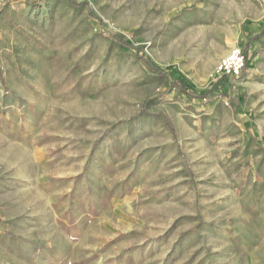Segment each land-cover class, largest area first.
<instances>
[{
	"label": "rangeland",
	"instance_id": "obj_1",
	"mask_svg": "<svg viewBox=\"0 0 264 264\" xmlns=\"http://www.w3.org/2000/svg\"><path fill=\"white\" fill-rule=\"evenodd\" d=\"M36 1L0 0V264H264V0Z\"/></svg>",
	"mask_w": 264,
	"mask_h": 264
},
{
	"label": "trees",
	"instance_id": "obj_2",
	"mask_svg": "<svg viewBox=\"0 0 264 264\" xmlns=\"http://www.w3.org/2000/svg\"><path fill=\"white\" fill-rule=\"evenodd\" d=\"M41 0H37L36 2H40ZM114 40L119 43V44H123L126 46V43L123 41V39H121L119 36H115ZM244 55V60L246 62V50L243 52ZM145 65L147 66V68L154 73L155 75L159 76V77H165L169 72L168 71H164L158 67H155L153 65H151L148 61L144 60ZM245 68V67H244ZM244 68L242 69L241 73L243 72ZM223 77V78H221ZM220 78V80H217L216 83H212L210 84V86L208 87V89L206 91L203 92H195L193 90H190L187 86L186 83H184L183 80H178L175 79L173 81V86H178L182 92L183 95H185L187 98H196V99H205L206 97H208L209 93H211V91L215 88L216 85H219L221 82H224V80L226 79L224 75H222Z\"/></svg>",
	"mask_w": 264,
	"mask_h": 264
},
{
	"label": "built area",
	"instance_id": "obj_3",
	"mask_svg": "<svg viewBox=\"0 0 264 264\" xmlns=\"http://www.w3.org/2000/svg\"><path fill=\"white\" fill-rule=\"evenodd\" d=\"M245 67L243 50L240 47L232 48L229 53L219 62L216 68L217 77L226 76L238 78Z\"/></svg>",
	"mask_w": 264,
	"mask_h": 264
},
{
	"label": "crops",
	"instance_id": "obj_4",
	"mask_svg": "<svg viewBox=\"0 0 264 264\" xmlns=\"http://www.w3.org/2000/svg\"><path fill=\"white\" fill-rule=\"evenodd\" d=\"M250 47V46H249ZM247 47V48H249ZM246 75L244 76L246 78V80L244 82H242L243 84H245L246 88H249L250 90V94H253V96L256 95L257 93V69L253 70V71H249L247 70V72L245 73ZM257 102H253L251 103V107L252 108H256ZM244 205H246L247 207H252L257 209V194L253 193V195H245V202ZM257 211V210H255ZM248 264H257V260L253 261V259L250 257L248 258V262H246Z\"/></svg>",
	"mask_w": 264,
	"mask_h": 264
}]
</instances>
